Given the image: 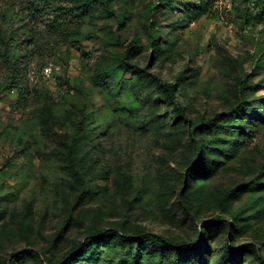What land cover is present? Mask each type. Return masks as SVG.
Returning <instances> with one entry per match:
<instances>
[{
  "label": "rangeland",
  "instance_id": "obj_1",
  "mask_svg": "<svg viewBox=\"0 0 264 264\" xmlns=\"http://www.w3.org/2000/svg\"><path fill=\"white\" fill-rule=\"evenodd\" d=\"M215 1L195 22L200 0H0L27 99L0 91V264L56 262L104 230L197 244L143 245L135 264L264 259V19L255 0ZM137 248L101 239L65 264H132Z\"/></svg>",
  "mask_w": 264,
  "mask_h": 264
},
{
  "label": "trees",
  "instance_id": "obj_2",
  "mask_svg": "<svg viewBox=\"0 0 264 264\" xmlns=\"http://www.w3.org/2000/svg\"><path fill=\"white\" fill-rule=\"evenodd\" d=\"M215 0H200L199 4L197 6H191L186 9V15L193 21H199L200 19L204 17L209 16V12L212 7H215ZM253 7L255 10H258V15L257 17L260 19H264V0H255L253 3ZM23 43L21 42V39L16 38L14 35H10L9 37L5 35H0V54L7 62L9 66V70L6 71V73L2 74L1 82H0V91L1 92H6L11 89H14L18 92L19 96V102H26V93L25 89L22 87V82H23V71L20 70V65L22 64V60H18L15 56V52L18 51ZM154 44L156 45V41H154ZM131 50H127V54H129ZM122 68L124 72L127 74L131 71V68L126 61L122 62ZM159 83V81H157ZM164 92L166 94L171 95L172 94V87L167 84L161 85ZM176 112L177 114L187 120L184 116V110L176 104ZM242 111L239 110L237 112V116L241 114ZM216 124L214 120H210L208 123L204 124L205 127L211 128ZM68 157L70 158L71 161H73V150L72 148L68 147ZM71 168L73 172L77 175L80 176L79 172L75 168L73 164H71ZM102 180V179H100ZM216 227H219L220 224L221 226H227L228 222H225L223 220L217 221ZM101 239H106L108 241H111L113 239H116L117 241H121L125 245H137V253L136 255L132 258V264H135V259L139 256V250L140 248L145 245L148 248H151L152 250H157L162 253L168 252L170 250H176L178 252L183 253L184 257H187L189 253L192 251L196 250V243H173L169 240H166L165 238L150 234V233H145V232H135L133 234H122L120 235L117 231L114 230H104V231H95L88 237H86L85 241L82 244H79L77 246H74L61 260L59 261H53L50 259H45L43 255H39L34 250H24L18 253H15L11 255L10 259L8 260L7 264H15L18 260L26 259L28 257H31L33 259L39 260L41 263L42 258L45 259L48 264H65L66 260L70 256H75L76 254L80 253L81 251L92 247L96 241H99ZM248 249L252 253L256 252L255 246L248 245L245 248H241L239 250H244ZM233 252L236 251V249H232ZM259 264H264V259L259 257Z\"/></svg>",
  "mask_w": 264,
  "mask_h": 264
},
{
  "label": "built area",
  "instance_id": "obj_3",
  "mask_svg": "<svg viewBox=\"0 0 264 264\" xmlns=\"http://www.w3.org/2000/svg\"><path fill=\"white\" fill-rule=\"evenodd\" d=\"M223 1H228V3L230 4L231 1H233V0H220L221 3H222ZM51 74H52V69H51L50 67H46V68H44V70H43V75H44L46 78L51 77Z\"/></svg>",
  "mask_w": 264,
  "mask_h": 264
}]
</instances>
